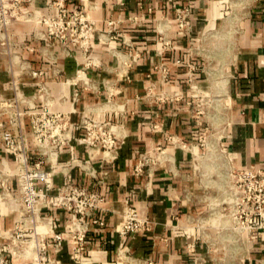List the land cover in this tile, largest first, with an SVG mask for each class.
<instances>
[{
  "label": "crops",
  "instance_id": "1",
  "mask_svg": "<svg viewBox=\"0 0 264 264\" xmlns=\"http://www.w3.org/2000/svg\"><path fill=\"white\" fill-rule=\"evenodd\" d=\"M56 1L20 0L0 33V264L21 260L10 247L1 250L19 219L16 162L2 133L15 140L23 133L33 163L42 150L30 144L29 112L43 108L70 117L66 145L51 147L54 157L45 164L52 173L49 196L68 182L104 196V224L89 225L81 262L73 258L70 214L43 210L48 226L63 233L61 249L48 248L57 264H264V229L241 233L234 261L212 252L217 242L198 220L204 210L191 176L192 151L205 128L194 104L210 87L218 113L226 109L223 128L213 135L228 163L264 168V0H64L62 7ZM177 8L188 9L185 34L178 32ZM74 9L95 22L87 51L48 36L38 21ZM229 22L228 70L214 76L198 56L209 59V35ZM86 118L115 125L121 142L115 161L78 141ZM212 139L207 146L214 149ZM127 204L147 218L149 230L118 234Z\"/></svg>",
  "mask_w": 264,
  "mask_h": 264
},
{
  "label": "built area",
  "instance_id": "2",
  "mask_svg": "<svg viewBox=\"0 0 264 264\" xmlns=\"http://www.w3.org/2000/svg\"><path fill=\"white\" fill-rule=\"evenodd\" d=\"M20 0H0V33L11 19L18 14ZM64 0L55 4L62 7ZM46 26V34L59 41L69 38L72 45L87 51L90 47V34L95 31V22L89 17L85 9H74L69 14H61L56 18L40 17L38 20ZM175 22L180 34L188 31V9L175 10ZM160 39L169 46L168 39ZM35 75L41 71H35ZM20 113L15 112L10 117V123L17 125ZM30 144L42 151L39 158L30 163L26 150L29 147L26 136L21 133L15 140L10 133L4 131L2 140L5 146L13 153L16 168L12 172L17 177L19 219L15 229L7 237V243L1 246L5 251L8 247L11 255L18 254L21 260L17 264H57L54 257L48 253L51 247L54 252L61 249L63 233L54 231L48 226L42 212L48 207L67 211L69 232L74 239L73 258L82 261L85 236L89 225H103L99 217L100 203L104 196L85 186L68 182L56 193L49 196L52 188V173L45 169L48 157H54L51 147H64L69 136L70 117L62 111H52L43 108L40 111L29 112ZM84 134L78 141L84 144L88 151L99 154L107 162L117 158V149L120 139L115 125L99 122L91 118L82 121ZM231 187L233 191L232 216L235 226L240 231L252 232L264 229V168L230 170ZM45 222L48 229L44 233H37V226ZM150 229L146 217H140L135 207L127 204L122 213V222L118 227V234L124 237L133 232ZM48 234L50 239L47 238ZM11 240L15 242L10 243ZM33 241L30 251L25 249L26 244Z\"/></svg>",
  "mask_w": 264,
  "mask_h": 264
},
{
  "label": "rangeland",
  "instance_id": "3",
  "mask_svg": "<svg viewBox=\"0 0 264 264\" xmlns=\"http://www.w3.org/2000/svg\"><path fill=\"white\" fill-rule=\"evenodd\" d=\"M228 10L229 12L231 11L230 15L233 8H228ZM230 24L232 22L223 24L222 28L211 32L210 37L208 36L207 44H209V48L207 50H209V59L203 53H199L200 56H198L206 72L210 66L214 76L228 70V66L226 65L231 56V47L234 46V27L233 24L232 26ZM202 46L201 38L199 43L200 49H202ZM206 91L194 104L196 107L195 111L198 112V115L205 122V128L200 135L201 138L197 140L198 144H196L198 151L196 148L192 151L195 154V160L192 164L191 176L196 182L195 193L198 195L199 206L204 210L198 220L201 224L207 225L211 229L214 241L217 242L212 252L218 256H228L229 259L231 257L234 261L238 238L233 235L235 232L230 229L231 219L224 213L225 210L222 208L226 204H220L223 200L229 201L230 198L228 187L231 184V168L227 164L228 161L225 160L224 153H221L218 148L217 140L215 139L216 132L213 135L214 128H223L226 109L225 112L222 111L219 114V107L214 101L212 96L214 93H212L211 87L207 88ZM211 133L212 135H210ZM209 136L210 138L213 136L212 141L214 143V149L210 147V150L207 148ZM212 222H217L227 227L223 228L219 224ZM219 241L221 243H218Z\"/></svg>",
  "mask_w": 264,
  "mask_h": 264
},
{
  "label": "bare ground",
  "instance_id": "4",
  "mask_svg": "<svg viewBox=\"0 0 264 264\" xmlns=\"http://www.w3.org/2000/svg\"><path fill=\"white\" fill-rule=\"evenodd\" d=\"M208 144V143H207ZM207 148L209 149V147L207 146ZM219 148V147H218ZM194 149V148H193ZM210 150V149H209ZM220 150V149H219ZM221 151V150H220ZM221 153H223L221 151ZM225 157V156H224ZM195 159V158H194ZM226 161H228L226 158H225ZM229 166L230 164L227 163ZM230 168H233L230 166ZM229 175V174H228ZM228 191H229V194H230V198H229V201H225L223 200L222 202H220V204H226L223 208L224 213H226L230 219H231V226H230V229L231 231H234L235 233L233 234L234 236H237V238H240L241 237V232L234 224V219H233V216H232V200H233V191H232V187H231V184L229 185L228 187ZM212 223H215V224H219L221 227L225 228L227 226L225 225H222L220 223H217V222H212ZM234 225V226H233ZM48 229V226L45 222H42L40 223L38 226H37V233H44L46 230ZM230 236V235H229ZM15 241L14 240H11L10 243L13 244ZM34 242L33 241H30L29 243H27L25 246V249L30 251V248L33 246Z\"/></svg>",
  "mask_w": 264,
  "mask_h": 264
}]
</instances>
